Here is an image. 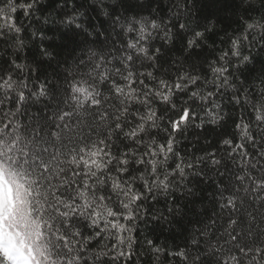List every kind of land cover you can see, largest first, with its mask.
<instances>
[{
	"label": "snow or ice",
	"instance_id": "obj_1",
	"mask_svg": "<svg viewBox=\"0 0 264 264\" xmlns=\"http://www.w3.org/2000/svg\"><path fill=\"white\" fill-rule=\"evenodd\" d=\"M53 2L44 16L45 0H0V264H264V0H240L218 52L215 26L192 18L199 0ZM37 12L68 52L41 47L55 63L42 80L17 62L19 16ZM193 127L222 135L194 159L180 150ZM165 225L182 244L145 236L137 251L142 226Z\"/></svg>",
	"mask_w": 264,
	"mask_h": 264
},
{
	"label": "trees",
	"instance_id": "obj_2",
	"mask_svg": "<svg viewBox=\"0 0 264 264\" xmlns=\"http://www.w3.org/2000/svg\"><path fill=\"white\" fill-rule=\"evenodd\" d=\"M83 0H76L77 4L82 3ZM165 0H161L163 3ZM175 2V0H173ZM105 3L111 6L110 0H105ZM126 3H131V0H126ZM240 5V0H199L197 8L193 10L192 18L198 21L201 25L209 24L215 26V30L212 33H209V43L213 44V47L218 52L220 48L227 46V36L236 34L239 31V23L238 18L242 14V9L237 7ZM170 7V6H169ZM259 7V4H257ZM54 10L56 9V4L53 0H45V11L43 12L44 16L52 13L54 15ZM83 10V9H81ZM118 13H122L128 16L133 15V13L137 12L136 9L129 10L125 12L124 8H117ZM71 11V8H69ZM175 11V9H173ZM141 15H149L155 16L159 19V15H163L167 18L170 13L167 7L164 8V12L161 14L153 13L151 8L145 9L140 12ZM37 16L41 17L40 22L36 20L35 17L31 21L25 20L22 17V14L19 16L18 22H21L25 25H29L28 31L25 35L28 37L29 43L25 48L24 52L20 53L21 59L18 60V63H25L29 65L31 68V75L33 78L36 75L37 70L40 72V79L42 80L45 76L51 78L53 75V69L55 68V63L51 66L48 64L47 57H43L40 55V49L42 46L48 47V51L53 55H56L59 52V58L64 59L68 52L67 50H61L58 46L61 45L62 41L60 38V32H56L51 24L45 25L43 24V16H41L40 12L36 13ZM87 17L90 19L92 24H98L100 21L104 19L102 14H99V10L96 12L89 11ZM250 15H258V13H250ZM170 26V24H169ZM201 30H203L201 28ZM36 32V37L32 40L31 32ZM155 46H163L169 49V57L178 54L180 49V42L175 41V47L172 48L169 45H163V41L159 38L152 41ZM5 48L3 44H0V52H4ZM10 51V50H9ZM211 50L205 47L202 56H207ZM214 54V53H213ZM35 61V62H34ZM40 62V63H37ZM38 83V82H37ZM217 100L222 103L224 110L229 113L230 116L233 115V106L227 103V100L221 97H217ZM163 106H161L162 108ZM241 116V112L239 107H236L234 118L239 120ZM206 127H212L210 125ZM227 133L231 134L234 132V126L229 121L226 127ZM187 138H181L180 140V150L187 156L193 157L200 156L204 154L205 150H212L214 146H218L219 140L222 138V135L219 134V129H217V133H207L202 129H197L195 127L190 128L186 133ZM207 141H212V144L207 143ZM201 204L199 202L190 206L189 209V218H193V213L200 211ZM198 227V225L192 224L188 225L189 230ZM145 236L151 238L157 244H163L169 247L182 244V238L179 234L178 229L173 228L169 231L167 225L161 228H156L154 231L151 229L141 228L140 234L137 236L138 241L140 242L137 245V251L141 250V245L144 242ZM150 264V261H149Z\"/></svg>",
	"mask_w": 264,
	"mask_h": 264
}]
</instances>
